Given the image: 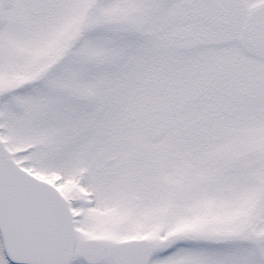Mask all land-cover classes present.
<instances>
[{
	"label": "snow or ice",
	"instance_id": "1",
	"mask_svg": "<svg viewBox=\"0 0 264 264\" xmlns=\"http://www.w3.org/2000/svg\"><path fill=\"white\" fill-rule=\"evenodd\" d=\"M0 264H264V0H0Z\"/></svg>",
	"mask_w": 264,
	"mask_h": 264
}]
</instances>
